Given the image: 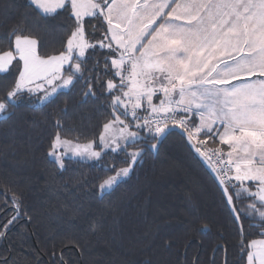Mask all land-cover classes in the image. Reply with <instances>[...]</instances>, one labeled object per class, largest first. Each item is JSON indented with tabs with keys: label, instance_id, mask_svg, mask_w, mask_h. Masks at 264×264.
<instances>
[{
	"label": "snow or ice",
	"instance_id": "1",
	"mask_svg": "<svg viewBox=\"0 0 264 264\" xmlns=\"http://www.w3.org/2000/svg\"><path fill=\"white\" fill-rule=\"evenodd\" d=\"M24 7L15 20L0 15V25H9L0 34V123L22 105L41 111L63 97L44 148L50 180L90 164V177L65 183L106 211L66 206L61 214L87 218L83 235L59 249L29 246L35 217L23 190L0 177V241L21 229V249L33 252L30 260L23 253L24 264H71L65 248L83 260L109 218L117 223L111 196L179 136L210 169L234 230L232 244L219 232L207 264H217L221 250L220 264H229L230 248L239 264H264V0H26ZM55 29L65 39L46 50L44 37ZM77 90L79 106L91 102L101 114L91 134L64 124L67 97ZM197 187L185 196L191 219L182 244L166 237L157 245V230L129 254L143 256L142 264H202L198 253L189 256L211 231L198 218ZM154 246L176 249L175 259L154 258ZM20 254L9 244L0 264H18Z\"/></svg>",
	"mask_w": 264,
	"mask_h": 264
},
{
	"label": "trees",
	"instance_id": "2",
	"mask_svg": "<svg viewBox=\"0 0 264 264\" xmlns=\"http://www.w3.org/2000/svg\"><path fill=\"white\" fill-rule=\"evenodd\" d=\"M25 4L26 0H0V15L9 13L15 20L26 10ZM8 26L0 25V34ZM64 39L59 29L50 30L44 37V43L48 46L46 50L59 48ZM67 98L69 111L63 117L65 127L74 129L73 134H91L93 125L101 119V114L96 111L97 106L91 102L79 106L78 90ZM63 100L62 97L55 104L35 112L22 105L11 120L0 123V177L23 190L25 206L35 217L29 226L32 233L27 240L29 246L36 243L49 249L55 245L59 249L62 241L83 235L88 226L87 218L83 215L61 214L66 206L72 208L83 205L86 208L92 203L94 208L106 211L102 205L89 201L86 192H78L72 183H65L79 178L81 174L90 177L95 171L90 164L83 167L73 164L63 179L57 178L55 182L50 180L52 169L45 162L44 148L53 131V118L58 107H63ZM46 180L49 181L48 186H45ZM194 185L198 186L195 192L198 218L209 222L211 231L198 237L203 245L196 247L194 242L189 256L198 253L202 264H207L219 232L223 231L225 238L232 244L234 230L216 185L179 136L169 137L158 156L146 157L137 174L111 196L112 206L119 208L120 212L117 223L112 224L109 218L103 240L94 242L83 260L75 251L70 252L67 248L64 249L65 258L71 264H142L144 257L130 255L128 249L134 243L142 246L145 235L150 238L157 230V245L166 237H172L177 244H182L187 231L186 224L191 219L185 211V196ZM19 231L22 230L14 231L9 241H0V253L12 244L21 253L17 256L18 264H24L23 253H27V259L30 260L33 252L31 247L21 249L17 235ZM175 252L176 249H172L170 254L164 253L158 246L151 250L154 258L167 257L169 260L175 259ZM223 256V251H219L217 264H220ZM44 259L47 261L48 257ZM228 259L229 264H239L234 248L229 249Z\"/></svg>",
	"mask_w": 264,
	"mask_h": 264
},
{
	"label": "water",
	"instance_id": "3",
	"mask_svg": "<svg viewBox=\"0 0 264 264\" xmlns=\"http://www.w3.org/2000/svg\"><path fill=\"white\" fill-rule=\"evenodd\" d=\"M187 147H188V146H187ZM188 149H189V148H188ZM189 151H190V150H189ZM190 152H191V151H190ZM191 153H192V155H194L193 152H191ZM196 160L199 162V164L202 166V168L206 171V173H207V174L209 175V177L212 179V181H213L214 184L216 185L218 191L220 192V190H219V188H218V186H217V183L214 181V178H213V175H212L210 169H208L207 165L204 164L199 158H196ZM220 194H221V192H220Z\"/></svg>",
	"mask_w": 264,
	"mask_h": 264
}]
</instances>
